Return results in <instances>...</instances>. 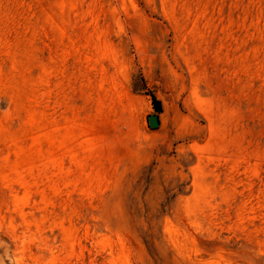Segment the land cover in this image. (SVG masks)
<instances>
[{"label":"rangeland","instance_id":"374dc122","mask_svg":"<svg viewBox=\"0 0 264 264\" xmlns=\"http://www.w3.org/2000/svg\"><path fill=\"white\" fill-rule=\"evenodd\" d=\"M0 264H264V0H0Z\"/></svg>","mask_w":264,"mask_h":264},{"label":"water","instance_id":"95a60500","mask_svg":"<svg viewBox=\"0 0 264 264\" xmlns=\"http://www.w3.org/2000/svg\"><path fill=\"white\" fill-rule=\"evenodd\" d=\"M152 99H155L154 95L152 96ZM154 111L155 114L149 117V126L152 130L158 129L161 125L160 117H159V114H161L163 111L161 102L159 101L154 102Z\"/></svg>","mask_w":264,"mask_h":264}]
</instances>
